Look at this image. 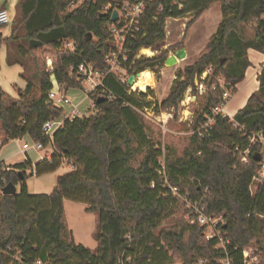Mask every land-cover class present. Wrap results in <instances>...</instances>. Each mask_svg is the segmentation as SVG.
<instances>
[{
    "label": "trees",
    "instance_id": "1",
    "mask_svg": "<svg viewBox=\"0 0 264 264\" xmlns=\"http://www.w3.org/2000/svg\"><path fill=\"white\" fill-rule=\"evenodd\" d=\"M123 0H97L69 9L70 0H23L22 24L26 34L27 49L18 46L15 54L11 42H17L20 28H12L9 38L0 35V48L7 47L10 65L22 67V78L27 87L19 99L6 105L0 98L1 147L10 141L29 137L42 139L45 122L64 115L61 108L47 103L49 90L55 81L67 89L83 88L77 69L84 63H92L104 71V56L111 49L109 25L111 15L103 8ZM142 1V0H128ZM166 8L158 13L160 2L148 3L143 17L144 34H138L129 48L124 67L130 74L146 69H163L168 52L140 59L141 49H150L166 38L165 21L169 16L180 18L194 13L192 26L217 0H182L184 9L170 14ZM181 1V0H179ZM222 21L193 65L185 68L171 93L156 112L162 108L178 106L185 92L194 87V78L208 68L205 80L208 92L198 97L192 131H197L212 115L224 90L214 84L223 79L226 90L235 95L237 86L246 78L252 65L248 51L264 55V0H233L221 4ZM154 17H157L155 20ZM15 22L13 23V25ZM255 25L251 39L242 35L243 27ZM72 43V49L66 47ZM183 46L179 43L177 49ZM48 49L42 63L36 53ZM32 59L40 80L38 94L25 72L24 61ZM52 60L53 73L48 72L47 60ZM259 88L246 105L233 117H216L213 128L200 136L193 134L191 144L183 156L171 152L165 154L151 140L148 127L135 108L141 109L148 95L129 94L128 88L116 77L105 80L109 94H94L96 112L84 118L67 120L53 138L54 153L50 160L33 164L31 159L14 166L0 167V179L21 185L17 195L0 196V264H118L120 259H132V264H193L200 258H221L216 242H207L204 230L190 225L184 218L170 228L157 230L168 219L180 214L182 202L173 193H190L200 200L205 190L209 195L203 200L208 214L223 215L225 234L232 240L229 255L236 263L242 259V250L256 246L264 254V184L255 194L251 192L254 172L259 162L253 156L248 164H242L236 149L249 146L246 134H264V65L258 76ZM227 86H230L228 89ZM196 95V91L194 90ZM99 98L104 101L98 103ZM148 108V107H147ZM254 152L258 151L253 147ZM164 157V159H163ZM165 165V175L162 162ZM67 162L71 172L61 175L49 195L29 193L26 180L54 173ZM23 175L24 180L20 177ZM71 200L87 206V212L98 214L95 238L96 252L76 243L66 222L65 201ZM184 205V204H183ZM185 206V205H184ZM184 208V207H183Z\"/></svg>",
    "mask_w": 264,
    "mask_h": 264
},
{
    "label": "built area",
    "instance_id": "2",
    "mask_svg": "<svg viewBox=\"0 0 264 264\" xmlns=\"http://www.w3.org/2000/svg\"><path fill=\"white\" fill-rule=\"evenodd\" d=\"M164 0H142V1H117L113 4H108L103 8L104 13L111 15V22L109 25V32L111 35V49L104 56V62L106 64V69L104 71L97 69L92 63L84 62L82 63L77 72L82 79L83 89L87 94L86 99L91 98L92 106L88 107L86 110H82V102H76L68 96L70 89H67L63 86H60L56 81L54 75H52L53 88L49 90L47 95V103L50 106H55L61 108L64 111V115L56 120H49L44 123L42 132V139L39 141L32 140L29 142H24L21 148L23 154H26L27 160L29 159V154L31 151L36 153H44L42 160H50L54 153L53 147V138L55 134L63 128L67 120H74L76 118H84L89 116L92 113H95L96 105L93 95L100 93L99 97H104L109 94L105 88V80L109 76L116 77L119 82L125 85L128 88L129 94L140 95L141 92L147 94L148 89L152 88V85L147 86L145 91H142L140 88H136V84L139 81L140 74H130L125 69L124 65L128 61V52L131 44L134 40L137 39L138 34H144L143 30V17L146 12L148 3L151 2H160V6L157 9L158 13H161L166 5L161 3ZM220 5L230 4L233 0H217ZM97 0H70L69 9H76L85 3H95ZM167 8L172 14L174 11H182L184 9V2L181 0H172L167 5ZM118 13V19L114 22L112 21V16L114 12ZM192 12L188 13L191 14ZM184 15L180 18H174L169 16L165 21V30L169 31V26L175 22H179ZM157 20V17H154ZM264 21V14L262 16ZM12 24L9 12L7 8L0 2V35H4L5 30ZM184 29L187 28V24H183ZM66 47L72 49L73 44L67 43ZM143 49H141L136 58L140 59L146 57L142 54ZM171 53V52H170ZM48 72L53 73V63L49 58L47 60ZM211 69L208 68L201 76L196 75L195 86L190 87V92L196 91V95L192 98L197 100L198 97H203L208 92V88L205 85V80L210 74ZM152 73V72H151ZM154 75V73H152ZM131 75H136V83L133 87H129L127 80ZM219 87L224 90V93L220 99V102L212 110V115L207 118V120L201 125L197 131H192L191 135L198 134L200 136H205L214 126L216 117L221 116L222 118H230L227 111L228 104L232 98V94L226 90L225 83L223 80L219 79L217 84H214L211 88L212 91L216 90ZM86 99L84 102H86ZM147 102H152L155 108H141L135 110L140 113L142 116L146 117L147 120L155 122L157 120L158 124L163 123L164 132H166L165 125L166 121L164 120V113H161V116L156 115L157 104L153 96L148 95L146 98ZM155 119V120H154ZM162 119V120H159ZM249 138V146L247 149L241 151L237 150L239 154L240 161L242 164H248L251 156H254L255 153H260L262 155V161L258 163V166L254 172V177L252 185L260 186L264 184V134H246ZM23 139V138H22ZM20 139H17L19 141ZM253 147H257L258 151L254 152ZM32 161V160H31ZM162 162V171L159 173L165 175V165L164 161ZM5 164L0 161V167ZM1 169V168H0ZM8 181L5 177L0 179V196L3 194V189L8 185ZM175 196L185 205L186 214L184 216L185 220L190 225L198 224L203 230L205 240L207 242H216V249L223 253L221 258H200L195 261L193 264H238L235 259L229 255V249L232 245V240L225 234V220L223 215L214 216L207 213L206 206L203 202L205 197L209 195L208 189L205 190L204 197L200 200H197L192 197L190 193L185 195H179L176 189H172ZM263 253L256 246H247L242 250V259L239 264H264L262 260ZM264 259V258H263ZM36 264H42L41 261H38ZM118 264H132V259L128 258L126 260L120 259Z\"/></svg>",
    "mask_w": 264,
    "mask_h": 264
},
{
    "label": "rangeland",
    "instance_id": "3",
    "mask_svg": "<svg viewBox=\"0 0 264 264\" xmlns=\"http://www.w3.org/2000/svg\"><path fill=\"white\" fill-rule=\"evenodd\" d=\"M22 1L23 0H0L1 4L7 8L12 21V24L5 30L3 36L5 38H9L12 28H14L15 30L20 28L19 31L17 32V38H18L17 42L13 41L10 43L13 54H15V51L20 45L25 49H27L26 34L22 24V20H23L22 8H21ZM219 8H220L219 2L212 5L208 10H206L203 13L201 18L197 21V23L195 22L192 26H190V22H192V20L194 19L195 14L194 13H191L189 15L188 13L184 14V17L179 22L177 23L173 22L169 26L168 32L166 29L165 40L162 41L160 44L154 46L153 48H150L152 50H155L158 46H161L160 52L156 53L154 56L160 55L161 53L164 52H168L169 54L170 52L172 53L178 50L177 46L181 42H183V46L181 48L185 47L188 50V58L185 61H180V63L173 68L146 69L154 73L153 75L154 84L153 87L150 89L153 91L152 96L154 97L156 104L160 105L162 104L163 101L167 99L176 81L185 80L186 76L180 77V74L184 72L187 66L193 65L199 58L201 52H203L206 49L208 42L217 31L216 28L217 22L218 19L221 18V13L219 11ZM14 22L15 24L13 25ZM184 23L187 24L186 29H184L183 26ZM254 28L255 25L252 24L243 27V33H242L243 37L247 40L251 39L253 36ZM46 52H48V49H43L36 53V56L37 58H39L41 63ZM145 56L146 58H151L150 56L147 55ZM24 61L28 65V69L25 72V76L27 79H29L30 82L33 83L35 87V92L36 94H38V91L40 90V80L37 75L36 67L32 62V59L28 56H26ZM263 65L261 67H263ZM256 68L259 67L256 66ZM261 70L257 75V81H258V76L261 73ZM22 73H23V69L20 65L18 64L10 65L8 63L7 47L5 44H3L0 48V89L5 94L3 101L6 105L19 99L20 92H23L26 89L27 82L24 78L21 77ZM221 80L223 79L221 78ZM195 81H196V77L194 78V86H195ZM251 85L252 83L250 82L249 86ZM190 89L191 88H189L185 92L184 97L178 106L176 107L170 106L167 108H162L161 111L156 114L161 116V113H164L163 118L166 121V125H165L166 132H164L163 123L158 124L157 120L155 119H154L155 122L153 123L147 120L146 117L142 116L139 113L146 122L151 140L158 144V146L162 149L164 156L165 154L171 152L176 157H181L183 156L185 149L191 144V137H192L191 132L193 130V126H194L193 124L196 117V113L199 110V100L198 99L194 100L192 98L195 95V93L192 91L190 92L189 91ZM236 94L237 93H235V95ZM235 95L232 96L230 100L231 103H229L227 110L230 116H233L234 110L238 107L241 100L238 99V101L233 102L234 99L237 98ZM68 96L73 100H75L76 102H82L81 109L83 111L86 110L88 107L92 106L91 98L86 99L87 94L85 93L83 88L71 89L68 93ZM85 99L86 102H84ZM144 107H148L152 109L155 108L153 105L152 107H149L147 105H145ZM1 141L2 138L0 137V147H1ZM29 141L30 139L28 137H24L19 141L16 140L10 141L7 145L1 148L0 161H2L1 159H3L6 163L4 161L2 162L5 165H10V166L24 163L26 161L25 159L26 154L20 153V150L23 143ZM30 153L33 154V156L36 154H38L39 156L42 155L44 156V153L42 152L36 153L34 151H31ZM72 170L73 167L71 165H68L67 162H65L63 166L56 172L48 173L40 177L30 176L31 172L28 171L29 177L26 180V184L28 186L29 193L34 195L51 194L54 190L55 185H57L58 177L64 175L67 172H71ZM20 187L21 185H17L18 192L20 191ZM258 187L259 186L257 185L251 186L252 194L256 193ZM180 207H181L180 214H176L172 218L165 221L159 227L156 233H158L159 230L161 229L175 226L183 219L182 210L185 209V206L182 203ZM65 210H66L65 212L66 222L69 229L71 231L73 230V235L76 243L83 244L85 247L91 249L93 252H96L98 248V242L95 238V234L98 228V214L96 212L95 214H88L86 211L85 204L74 202L71 200H66ZM263 258H264V254L262 257V260L264 261ZM174 264H180V263L177 262Z\"/></svg>",
    "mask_w": 264,
    "mask_h": 264
},
{
    "label": "crops",
    "instance_id": "4",
    "mask_svg": "<svg viewBox=\"0 0 264 264\" xmlns=\"http://www.w3.org/2000/svg\"><path fill=\"white\" fill-rule=\"evenodd\" d=\"M219 11H220V13H221V18H219L218 19V22H217V29H218V27H219V24L221 23V21H222V12H221V5H220V8H219ZM201 18V17H200ZM199 18V19H200ZM198 19V20H199ZM197 20V21H198ZM197 21H196V23H197ZM188 51V50H187ZM173 53V52H172ZM188 58V57H187ZM248 58L250 59V61H251V63H252V65H251V67H249L248 69H247V74H246V79L242 82V83H240L239 85H238V92H237V94L235 95L237 98H235L234 99V101L233 102H236V101H238V99H241L240 100V103H239V105H238V107L234 110V113H233V116H230V117H234V115L240 110V109H242L245 105H246V103H247V101H248V99L250 98V96L255 92V91H257L258 90V88H259V83H258V81H257V75L259 74V72H260V70H261V66L263 65V63H264V55L263 54H261V53H259V52H257V51H255V50H249L248 51ZM180 63V62H179ZM256 66H258L259 68H256ZM164 69V68H163ZM248 81V82H247ZM252 83V85L251 86H249V83ZM248 90V91H247ZM242 91H243V93H242ZM247 91V92H246ZM243 95H242V94ZM237 95H239V96H237ZM233 96V95H232ZM229 103H231V102H229ZM228 106H229V104H228ZM227 110H228V107H227ZM17 141V140H16ZM22 148V147H21ZM20 153H22V151L20 150ZM0 154H1V150H0ZM23 154V153H22ZM31 154V153H30ZM29 154V159H31L32 160V162H33V164H36V163H38L39 161H41V159H42V157H43V155L42 156H39L38 154H36V155H34L33 156V154H31L30 155ZM36 157V158H35ZM25 159H26V161H27V156L25 157ZM37 159V160H36ZM2 161H4L3 159H1ZM5 162V161H4ZM6 163V162H5ZM68 173V172H67ZM66 174V173H65ZM56 186V185H55ZM55 188V187H54ZM38 195H41V194H38ZM47 195H49V194H47ZM65 205H66V201H65ZM86 208H87V206H86ZM65 212H66V210H65ZM88 214H95V212H87ZM69 228V227H68ZM70 230V229H69ZM71 231V230H70ZM72 233H73V230H72ZM94 234H95V232H94ZM73 237H74V235H73ZM75 239V238H74Z\"/></svg>",
    "mask_w": 264,
    "mask_h": 264
},
{
    "label": "water",
    "instance_id": "5",
    "mask_svg": "<svg viewBox=\"0 0 264 264\" xmlns=\"http://www.w3.org/2000/svg\"><path fill=\"white\" fill-rule=\"evenodd\" d=\"M118 19V13L115 11L113 13L112 16V21H116ZM161 50V46H158L155 49L156 53H159ZM188 57V51L185 47L180 48L176 51H174L173 53H169L165 63H164V68H173L175 66H177L179 64L180 61H185ZM136 75H131L128 80H127V84L129 87H133L134 84L136 83ZM227 88L229 89L230 86H227ZM2 97V91L0 89V98ZM104 101V98H99L98 103H101ZM254 160L256 162H261L262 161V155L260 153H255L253 156ZM21 181L24 180L23 175H21L20 177ZM3 194L4 195H17L18 194V190H17V186L13 183H9L4 189H3ZM224 228L226 229V225H224Z\"/></svg>",
    "mask_w": 264,
    "mask_h": 264
},
{
    "label": "bare ground",
    "instance_id": "6",
    "mask_svg": "<svg viewBox=\"0 0 264 264\" xmlns=\"http://www.w3.org/2000/svg\"><path fill=\"white\" fill-rule=\"evenodd\" d=\"M143 54L153 57L156 52L152 49H144ZM154 84L153 74L151 71L146 70L142 74H140L139 81L136 84V88H140L142 91H145L147 89V86ZM146 88V89H145Z\"/></svg>",
    "mask_w": 264,
    "mask_h": 264
}]
</instances>
